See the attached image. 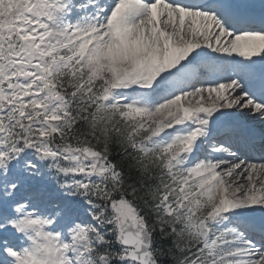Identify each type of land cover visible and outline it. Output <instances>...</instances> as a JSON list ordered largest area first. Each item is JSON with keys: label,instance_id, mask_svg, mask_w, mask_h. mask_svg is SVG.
<instances>
[{"label": "snow or ice", "instance_id": "6c2138e0", "mask_svg": "<svg viewBox=\"0 0 264 264\" xmlns=\"http://www.w3.org/2000/svg\"><path fill=\"white\" fill-rule=\"evenodd\" d=\"M0 264H264V0H0Z\"/></svg>", "mask_w": 264, "mask_h": 264}]
</instances>
